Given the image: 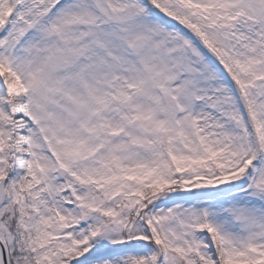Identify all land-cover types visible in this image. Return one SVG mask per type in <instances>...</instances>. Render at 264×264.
Listing matches in <instances>:
<instances>
[{
	"label": "snow or ice",
	"instance_id": "1",
	"mask_svg": "<svg viewBox=\"0 0 264 264\" xmlns=\"http://www.w3.org/2000/svg\"><path fill=\"white\" fill-rule=\"evenodd\" d=\"M0 264H264V0H0Z\"/></svg>",
	"mask_w": 264,
	"mask_h": 264
}]
</instances>
